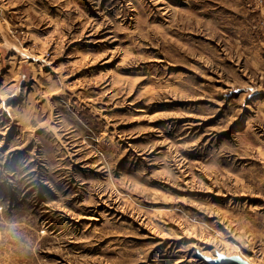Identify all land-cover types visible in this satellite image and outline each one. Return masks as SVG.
<instances>
[{
	"label": "rangeland",
	"instance_id": "374dc122",
	"mask_svg": "<svg viewBox=\"0 0 264 264\" xmlns=\"http://www.w3.org/2000/svg\"><path fill=\"white\" fill-rule=\"evenodd\" d=\"M197 250L264 264V0H0V264Z\"/></svg>",
	"mask_w": 264,
	"mask_h": 264
},
{
	"label": "water",
	"instance_id": "95a60500",
	"mask_svg": "<svg viewBox=\"0 0 264 264\" xmlns=\"http://www.w3.org/2000/svg\"><path fill=\"white\" fill-rule=\"evenodd\" d=\"M198 258L202 259L207 264H250L247 260L238 254L226 255L221 252L215 251L214 256H208L200 253L197 250Z\"/></svg>",
	"mask_w": 264,
	"mask_h": 264
},
{
	"label": "bare ground",
	"instance_id": "6f19581e",
	"mask_svg": "<svg viewBox=\"0 0 264 264\" xmlns=\"http://www.w3.org/2000/svg\"><path fill=\"white\" fill-rule=\"evenodd\" d=\"M26 53V52H25ZM34 57V56H33ZM39 59H41V58H39ZM34 60V59H33ZM43 61V60H42Z\"/></svg>",
	"mask_w": 264,
	"mask_h": 264
}]
</instances>
